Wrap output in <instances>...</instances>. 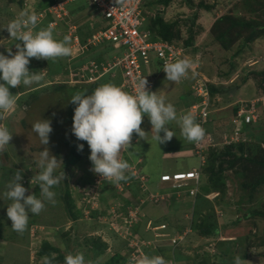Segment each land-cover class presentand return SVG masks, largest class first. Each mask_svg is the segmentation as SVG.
Masks as SVG:
<instances>
[{
  "label": "rangeland",
  "instance_id": "obj_1",
  "mask_svg": "<svg viewBox=\"0 0 264 264\" xmlns=\"http://www.w3.org/2000/svg\"><path fill=\"white\" fill-rule=\"evenodd\" d=\"M49 1L0 0V53L7 56L10 48L12 54L17 51L16 41L10 37L6 26L19 16L24 6V11L35 13L38 17L35 30L50 28L57 40L68 36L67 20L53 21L51 15H40L47 9L45 6ZM147 1L150 11L156 14L163 9L164 21L175 24L174 41L184 48L181 59L188 57L194 61V67L187 77L177 83L166 80L164 65H155L157 68L153 69V73L158 77L150 91L157 92L165 98L166 103L173 104L176 112L177 109L181 110L182 116L188 114L189 106L198 98L191 89L193 84L199 82L207 87L212 85L222 89L220 93L209 95V118L201 125L205 133L216 132V135L210 134L212 141L209 142V147L212 148L208 147L207 152L217 149L220 153L222 146L233 143H223L224 140L218 138L226 132L232 139L226 137L225 140L241 144L233 153L244 157L232 168H226L227 165L223 164L222 179L213 183L215 188L209 183L207 174L203 175L205 198L196 197L194 206L191 205L192 202H184L193 201L192 198L187 199L182 195L178 197L183 199V204L177 205V209L186 213L184 229H189L188 226L195 223L198 228L200 223L205 225L214 222V225L206 236L200 231L190 232L187 242L190 244L177 248L180 249L177 253L194 264H235L236 257L241 258L240 264H264V184L253 190L244 186V183L249 184V181L256 179L259 173L264 174V34L245 45L242 44V37L232 38L234 42H231L228 49L215 39L216 33L225 31L232 22H245L255 15L263 17L264 0H170L166 7L157 4V0ZM201 2L211 8L197 7ZM66 5L67 14L72 20L69 27L76 26L79 36L81 33L85 38L99 26L95 13L84 1H74ZM193 18L194 25H191ZM50 23L52 26H49ZM190 30L192 44L186 46L184 41ZM237 30L238 28L233 29L235 32ZM113 52L109 44L102 43L89 48L86 54L74 58L64 57L48 61L30 58L28 68L41 76L40 81L31 86L21 84L15 88L10 87V93L15 95L17 101L16 108L0 119V124L8 127L12 134L10 144L0 151V264H42L41 258L45 255L39 256V250L45 243L48 244L45 249L51 255L55 254L52 264H64L65 256L70 253H83L85 264H104L111 257L115 258L117 264H121L124 256H128L127 242L134 240L133 235L137 229L129 227L126 231L120 227L114 230L106 220L105 224L100 225L96 217L90 214L91 209H79L82 204L77 194L78 186H85L82 181L90 180L94 185L98 182L96 190L102 195V209L107 208V205L116 209L117 205L123 207L126 201L135 202L124 206L131 208L139 202L132 197V188L141 189L142 181L137 179L129 182L130 179L127 178L110 184L113 182L98 180L100 176L91 171L87 143L78 141L71 133L75 105L69 101L73 92L76 94L79 90L75 87L70 90V85L65 84L69 73H75L74 68L97 57L105 60ZM43 71L45 76L41 74ZM105 81L102 85L108 83V78ZM118 82L117 78L112 83L117 85ZM26 100L28 108L24 109L22 102ZM177 116L179 117L178 112ZM48 118L50 122L59 124L56 131L50 133L49 144L43 146L32 131V125ZM52 125L51 122V127ZM168 127L175 135L170 141L157 144L150 124L144 130V138H139V144L131 150L134 162L138 157H144V163L140 165L147 176L145 186L152 194H161L168 190L167 184L159 181L161 170L181 171L199 165V157L194 154L195 142H188L181 136L180 127L175 121ZM234 130H237L236 134ZM133 139L134 137L131 142ZM206 141H210L208 137ZM81 143L84 148L78 151L77 145ZM44 147L60 161L54 172V175L61 177L60 182L51 189L55 192V203L44 200L35 179L40 171L36 167V161ZM172 151L177 153L172 154ZM17 170H22L21 184L27 189L25 195H36L45 205L39 215L30 214L27 227L22 233L11 228L6 210L12 202L4 196L6 186ZM63 172L65 175H61ZM126 172L125 175L128 176L129 173ZM65 185L75 188L72 190L76 196L72 200L74 203L71 211L66 208ZM144 196L148 197L147 191ZM109 201L110 204L107 203ZM181 210L174 214H179ZM122 224L123 220L119 225ZM95 239L99 244L93 243ZM187 247L191 249L189 254L184 252ZM212 253L216 254L213 256ZM171 261H165V264H172Z\"/></svg>",
  "mask_w": 264,
  "mask_h": 264
},
{
  "label": "clouds",
  "instance_id": "obj_2",
  "mask_svg": "<svg viewBox=\"0 0 264 264\" xmlns=\"http://www.w3.org/2000/svg\"><path fill=\"white\" fill-rule=\"evenodd\" d=\"M84 2L88 6V3ZM37 24L38 17L35 13L22 11L6 26L10 37L16 41L17 51L12 54L10 48L7 56L0 53V119L15 111L16 108L17 101L15 95L10 93V87L15 88L21 84L31 86L41 79L37 72L29 70L30 58L48 61L72 55L73 49L69 36L57 40L50 28L35 30ZM193 67L194 61L185 57L165 64L163 71L166 73L167 81L177 83L187 77ZM44 73L43 71L41 74ZM146 85V79H141L135 95L125 92L116 85L104 84L93 90L91 94L76 93L70 97L69 102L75 105L71 133L78 141L87 143L90 149L91 171L103 180L117 183L128 178L125 172L130 165L120 158V153L126 146L129 148L133 133L144 138L146 133L141 128V124L145 116L150 121L151 132H154L157 144L170 141L175 136L168 127L173 121L179 125L181 136L188 142L196 143L206 140L207 135H216V132L205 133L201 124L190 112L178 117L174 105L166 103L165 98L157 92L148 91ZM52 130L50 120L41 119L32 125V131L39 137L43 146L49 144ZM11 139L12 134L8 127L0 126V151L10 144ZM83 148L84 144L77 145L78 151H82ZM59 162L47 147L41 150L36 161V167L40 170L35 177L37 185L44 200L52 203H55V192L51 189L59 184L61 178L54 175ZM61 175H65L64 172ZM22 179V170H17L4 193V196L12 202L7 206L6 215L11 221L12 230L18 233L26 229L30 214L39 215L45 206L36 195H25L27 189L22 186ZM202 179L200 185L203 183ZM140 180L143 182V178ZM54 259L55 254L41 258L42 264H52ZM240 260V257H236L235 264H240ZM64 264H85V257L83 253H70L65 256ZM137 264H165V261L161 256H144Z\"/></svg>",
  "mask_w": 264,
  "mask_h": 264
},
{
  "label": "built area",
  "instance_id": "obj_3",
  "mask_svg": "<svg viewBox=\"0 0 264 264\" xmlns=\"http://www.w3.org/2000/svg\"><path fill=\"white\" fill-rule=\"evenodd\" d=\"M80 0H55L49 4L41 16L51 15L53 21L67 20L68 36L71 38V47L73 49L70 58L84 54L90 47L98 44L106 43L110 45L113 54L107 59H93L83 63L79 68L73 70L75 73H69L67 78L68 83L84 82L90 83L96 81L103 76L110 79H119L118 87L129 94L135 95L138 91V82L145 78L147 81L146 88L150 91L155 82V73L153 69L155 65H164L175 62L181 59L184 55L183 46L175 41H168L160 37L154 36L147 27L149 20L154 17L155 13L149 10L147 0H82L88 3V6L95 13V18L99 26L94 29L87 37L79 36L77 27L72 25L69 27L71 17H69L66 7L68 3ZM26 10L25 6L22 8ZM65 17L67 19H65ZM41 18V17H40ZM51 21V22H53ZM55 24V22L53 23ZM52 26V23L49 24ZM155 66V67H154ZM154 74V75H153ZM196 98L195 102L189 107V112L195 116L199 124H204L208 119L209 109V92L208 87L203 83L196 82L191 86ZM237 130H234L236 134ZM224 134V135H223ZM223 135V137H222ZM221 138L223 143L235 142L225 140L226 137L232 139V136L226 132L222 133ZM210 141L200 140L195 143L194 154L199 157L198 167L186 171H174L171 173H162L159 177L161 183H166L170 189L177 193V197L186 194L190 197H195L199 191V186L202 179L201 167L205 163L206 149L212 141L210 135H207ZM205 154V155H204ZM143 177H140L142 179ZM100 177L98 180H101ZM98 182L93 186L79 187L92 208H95L98 203L99 194L97 192ZM141 188L146 191L147 188L141 184ZM170 196L169 193H148L146 201L158 204L165 198ZM112 219L109 221L110 228L123 227L127 231L132 227L140 217L139 207L133 206L128 209L127 217L123 218V224L118 225L116 220L119 218L114 207H110ZM105 223V220L103 219ZM189 229H184L181 232L173 231L172 235H160L166 237L171 246H177L185 241ZM158 236V235H156ZM134 240L127 242L128 264H137L145 254L144 246L150 245V241L140 238L138 234L133 235ZM159 238V237H155ZM139 239V240H135ZM172 264H180L171 261Z\"/></svg>",
  "mask_w": 264,
  "mask_h": 264
},
{
  "label": "trees",
  "instance_id": "obj_4",
  "mask_svg": "<svg viewBox=\"0 0 264 264\" xmlns=\"http://www.w3.org/2000/svg\"><path fill=\"white\" fill-rule=\"evenodd\" d=\"M54 1L55 0H50L45 7H47L49 4L53 3ZM169 1L170 0H157L156 3L162 5L163 7H166L169 4ZM147 4H149V3H147ZM45 7H42V8H45ZM197 7L204 8V9H210L211 8V6L205 5L202 2L199 3L197 5ZM191 25H194V18H193V20L191 22ZM174 26H175L174 23H167V22L164 21L163 9H160V11L157 12L154 15V17L149 20V23H148L147 27L150 29V31L153 33L154 36L160 37V38L168 40V41H174V38H175V35L173 33ZM234 28H238V30L235 32V31H233ZM241 29H244V30L242 31ZM262 34H264V16L261 17V15H257V16L255 15V17H252V18H250V20H247L245 22L240 20V21H236V22L230 23L228 25V27L225 29V31L216 33L215 39L219 42V44L221 46H224V48L228 49L230 47L231 42L232 41L234 42V39L242 37V44L245 45V44H248L251 41L255 40L256 38L260 37ZM80 36H81V38H83L81 33H80ZM232 38H234V39H232ZM191 44H192V30H190V34L188 35V37L184 41V45H186V46H189ZM90 49H91V47H90ZM88 51H89V49L84 54H86ZM96 59H100V57H97ZM79 67H76L73 70H76ZM45 74L46 73H44L43 76H45ZM106 78H108V77L107 76H103V77L99 78L98 80L92 81L90 83H84V82L68 83V82H65V84H69L70 85V87H69L70 90H72L75 87V88H77V91L79 90V93L91 94V92L93 90H95L97 87L101 86L103 83H106V81H105ZM114 80L115 79L108 78V83L107 84H113L114 85V83H112ZM74 92H73V95L75 94ZM208 92H209V95L210 94H215V93H220V92H222V89H219V88L214 87V86L211 85V86L208 87ZM27 101L28 100L23 101L22 102V106H26L28 108V102ZM51 114L55 115V113H53V112H51ZM68 114H69V112H68ZM70 116H68V118ZM48 120H50V119L48 118ZM51 122L53 123V125H55V127H53V125H52V129L56 131V129H57L56 127L58 126L59 123H56V122L54 123L53 121H51ZM0 126H2V124H0ZM218 138L221 139V136H219ZM240 146H241V144L233 142L231 144H225L224 146H222L223 149L221 150L220 153H218L217 149H211L208 152L206 151L207 156L205 157V163L201 167L202 176L207 174V178L209 180V183H211V184H213L216 180L222 179L221 173H223V170H224L223 169L224 168L223 164L227 165L226 168H232L233 166H235L234 164H236L238 161H240L241 159L244 158L243 156L235 155L233 153V150H237L238 148H240ZM228 158H231V159L228 160ZM81 183L85 184V186H89V187L94 185V183L92 181H90V180H88V182L82 181ZM112 184H114V183H112ZM263 184H264V174L259 173L258 177L256 179H253L252 181H249V184L248 183H244V186H246L249 189L253 190L254 188H256L258 186H261ZM202 186H203V184L199 186V191L195 195V197H190V196L187 195V193L186 194H182L181 193V195H182V197L185 196V197H190L192 199H195L196 197L198 198L200 196L202 198H205L204 197V192L206 191V187H202ZM213 186H214L213 188H215V184H213ZM74 189H75L74 187L72 188L71 186L65 185V193H66L65 198L67 200L66 208H68L69 210L72 209V206H73L72 203H74V201L72 202V200H74V196H76L75 193H73V191H72ZM167 189L168 190L165 193H169L170 194V196H168V197H173L175 199H178L177 193H176L175 190L170 189L169 187ZM77 194H79L78 198H79L80 203L82 204V207L79 208V209L80 210H85V209L89 210V209H91L90 210V212H91L90 214L94 215V217H96L95 219L98 220L100 225L101 224H105L103 221L102 222L100 221V218H103L104 220L112 219L111 218L112 217V213L110 212V207H108V205H107V208L106 207L104 209L101 208V205L103 207L102 200H101L102 195H99L97 206L95 207V209H93V208H91L92 207L91 203L86 200V198H85V196H84V194L82 192L78 191ZM115 211L117 212V215L119 216V218L116 220V223L119 225L121 223V220L123 218L127 217L128 210L125 207H120V208L115 209ZM139 219H140V217L138 218V221H139ZM206 221L208 222L207 219H206ZM213 225H214V222L207 223L205 225L204 224L202 225L200 223V226L198 225L199 226V228H198L196 223H195L194 225H190L188 227H189V230H190L191 233L193 231H200L201 234L206 236V235L210 234L209 230L211 229V227ZM131 229H133V228H131ZM183 230H184V228H182L180 230L178 229V232H181ZM190 232H188V233H190ZM97 239L99 240L98 237H97ZM97 239H95V241L93 243L99 244V241H96ZM122 239H124V238H122ZM143 239L144 240H148L149 238L148 237H143ZM47 245L48 244L45 243V245H43L42 248L39 250V254H40L39 256H42V255L46 256L47 255V256L51 257V252L49 250L45 249V246H47ZM182 245L183 244H178L177 246L170 247V252L172 253V256L167 261H170V260L173 261L174 258H177V257L178 258H185V257L179 256L178 253H177V251L180 250V249H177V248L181 247ZM103 246H104V243H103ZM149 246L150 245L144 246L143 247L144 250L148 249ZM215 254L216 253H214L213 256ZM219 256H220V254H219ZM121 262L123 264H127L128 257L124 256V259ZM104 264H117V261L115 260V258L111 257Z\"/></svg>",
  "mask_w": 264,
  "mask_h": 264
},
{
  "label": "crops",
  "instance_id": "obj_5",
  "mask_svg": "<svg viewBox=\"0 0 264 264\" xmlns=\"http://www.w3.org/2000/svg\"><path fill=\"white\" fill-rule=\"evenodd\" d=\"M157 77L155 78L157 79ZM22 107L25 109L26 106H22ZM177 112L179 113V116H181V113H182L181 110L177 109ZM147 118H148L147 116L144 117L143 122L141 124V128L143 130L147 129V127L150 125V121ZM133 134L134 135H132V137H134V139L132 140V142H130L129 148L126 146L124 150L120 153V158L127 161L130 165L128 172H126L127 174L129 173L128 176L126 175L130 179L129 182H131L132 180L140 179L139 177L142 176L143 177L142 183H144L145 185V182L147 181V176L143 173L144 172L143 166L140 165L144 163V157L143 156L138 157L136 161L137 163L134 162L132 159L133 153L131 152V150L133 148L135 149V146L139 144L138 140L140 138L137 134L135 133ZM137 152H140V150H137ZM172 152H173L172 154L177 153V151H172ZM182 152L187 153L186 151H182ZM189 152L190 150L188 149V153ZM165 172L167 171L161 170L160 175ZM128 184H125V185H128ZM107 186L109 187L110 185H107ZM146 191L149 192L148 188ZM146 191H143L139 187L132 188V191H131L132 197L137 198L139 200V202L136 203L137 204L136 206L139 207V210H140L139 215L142 216L139 219V221L135 223V225H133L132 227L134 230L135 228L137 229L135 230L136 234H138L140 237L149 238L148 241H150V246L148 249L145 250L146 256L148 257L161 256L164 258V261H167L172 256V253L170 252V247L172 246L166 237H162L160 235H166V234L172 235L173 231L177 230L178 232V229L180 230L184 228L185 223H186L185 221L186 213L182 211L181 209H177L178 208L177 205L183 204L182 203L183 199L181 200L179 198L175 199L173 197H168L158 204L148 203L145 200L147 196H144V193ZM143 196L145 197V199L143 198ZM186 198L188 199L190 197H186ZM184 202H192L191 205L194 206L195 199H193V201L184 200ZM107 203L110 204V201ZM134 203L132 201H126V204L123 205V207L129 204H134ZM117 208H120V205H117L116 209ZM178 210H181L180 213L179 214L177 213V215H175L174 214L175 211H178ZM172 214H174L175 216L171 218ZM143 223L144 225H142ZM190 235H188V237L185 239L183 244H186V245L190 244V242L187 244ZM155 237H159V238H155ZM186 245L184 247H186ZM190 250L191 249H188L187 247L184 250V252H187L186 254H189L191 253ZM184 260L186 259L177 257V258H174L173 261L180 263V264H194L191 261H187V260L184 261Z\"/></svg>",
  "mask_w": 264,
  "mask_h": 264
}]
</instances>
